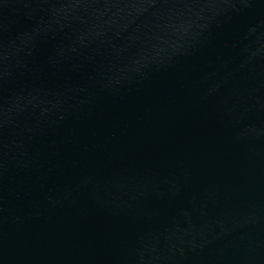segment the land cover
<instances>
[{
  "label": "water",
  "instance_id": "water-1",
  "mask_svg": "<svg viewBox=\"0 0 264 264\" xmlns=\"http://www.w3.org/2000/svg\"><path fill=\"white\" fill-rule=\"evenodd\" d=\"M0 264H264V0H0Z\"/></svg>",
  "mask_w": 264,
  "mask_h": 264
}]
</instances>
